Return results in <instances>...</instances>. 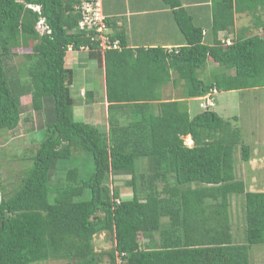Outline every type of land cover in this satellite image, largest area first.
Returning <instances> with one entry per match:
<instances>
[{"label": "trees", "instance_id": "16d2710c", "mask_svg": "<svg viewBox=\"0 0 264 264\" xmlns=\"http://www.w3.org/2000/svg\"><path fill=\"white\" fill-rule=\"evenodd\" d=\"M161 1L184 35L179 48H129L124 33L108 31L120 48L105 50L98 33L79 28L82 0H0V132L26 114L44 135L16 186L6 192L0 177V264H251V247L264 243V191L237 177L241 129L216 104L201 106L215 89L264 87V0H213L214 39L181 0ZM238 13L262 30L236 29ZM71 49L104 69V129L74 119ZM211 61L218 67L209 76ZM168 84L181 88L179 99L166 95ZM189 98L204 110L192 116ZM242 148L249 160L250 146ZM75 152L93 158V172L74 166L59 177V163ZM235 194L245 198L244 243L231 220ZM104 232L114 241L106 252L95 245Z\"/></svg>", "mask_w": 264, "mask_h": 264}, {"label": "rangeland", "instance_id": "374dc122", "mask_svg": "<svg viewBox=\"0 0 264 264\" xmlns=\"http://www.w3.org/2000/svg\"><path fill=\"white\" fill-rule=\"evenodd\" d=\"M40 29L41 31L43 30L41 26ZM27 51H31V47L23 51L19 49L16 52L22 54V52ZM72 53H75V56L79 58L78 61L71 58V62L68 61V65L74 69V83L72 86V96L76 99L74 119L94 124L104 129L108 124V112L104 106V72L97 61L90 58L86 51L75 50ZM22 59L23 56L20 55L14 61L15 63H21ZM210 66H217V63L209 62L206 73H208ZM82 86L94 89L95 101L86 102L84 97L80 96ZM215 96L216 105L213 109L221 114L225 120H229L234 126H238L242 132L241 144L237 145L234 150L237 177L246 182L248 190L264 191V87L242 91L234 90L232 92L216 90ZM22 100L24 103H29L30 97H23ZM193 104L197 112L204 110L199 107V102L195 101ZM25 117L26 114H23L20 123L14 130L3 129L0 132V177L6 186V192L19 183L22 172L32 163L28 156L35 154L44 138L43 131H39L37 135L36 131L30 130V121ZM235 117L238 118L235 119ZM190 138V136H186L185 140L186 143L192 145L193 141ZM244 144L250 146L251 155L249 160L243 158L242 146ZM16 153L18 155L15 157L14 154ZM74 166L80 169L84 177H88L94 170L93 158L87 154L75 152L72 159L61 160L57 171L58 176L61 177L66 168ZM125 195L130 196L131 193ZM1 198L0 193V200ZM244 199V194L232 195L231 220L235 241L238 243L246 242ZM113 244V238L108 232L97 234L95 237V245L99 251L106 252L111 249ZM250 262L251 264H264V243L254 244L251 247ZM61 263L59 260H49L34 264Z\"/></svg>", "mask_w": 264, "mask_h": 264}, {"label": "crops", "instance_id": "0c3cea01", "mask_svg": "<svg viewBox=\"0 0 264 264\" xmlns=\"http://www.w3.org/2000/svg\"><path fill=\"white\" fill-rule=\"evenodd\" d=\"M181 1L182 6L193 17L195 22L203 27L204 33L210 39H214V34L211 29L213 0ZM102 2L104 13L110 21L108 31L110 33L114 31L124 33L129 48L163 47L165 49H175L185 45L184 35L174 20L172 9L165 6L161 0H102ZM261 13L262 19H264V10H261ZM252 19L253 17L248 13H238L236 15V29H241L243 26H250V29L246 32L247 35L259 33L262 28L254 27ZM220 35L222 36L224 33ZM69 51L71 53L69 52L70 55L67 56V61L71 62L70 58L78 61L79 58L75 56V53H72L75 50L71 49ZM84 51L87 52V50ZM217 67L210 66L207 74L210 76L212 68ZM101 69L104 72L103 67ZM103 87L105 95L104 106L108 110L105 74ZM179 88L175 89L172 84H168L165 87V93L166 95H171L173 99H179L181 95L179 92L181 88ZM80 96L84 97L86 102L95 101L94 89H89L87 86L81 87ZM186 101L191 115L193 116L198 113L193 103L195 101L199 102L200 107V98H189ZM187 136L189 137L190 135ZM126 194H128V191Z\"/></svg>", "mask_w": 264, "mask_h": 264}, {"label": "built area", "instance_id": "2783aa9c", "mask_svg": "<svg viewBox=\"0 0 264 264\" xmlns=\"http://www.w3.org/2000/svg\"><path fill=\"white\" fill-rule=\"evenodd\" d=\"M77 9L81 12L82 18L79 22V28L84 31H94L98 33V38L101 40V46L103 49L108 48H120L119 42L114 41L111 42L108 33V26L106 23V15L103 9L102 0H82L80 5L77 6ZM43 28L42 31L45 30V26L43 25V21L39 23V30ZM41 31V32H42ZM217 89L213 90L205 97L202 98L201 106L204 108H210V106H214V95ZM118 264H123L122 260L118 259Z\"/></svg>", "mask_w": 264, "mask_h": 264}, {"label": "clouds", "instance_id": "9594fccd", "mask_svg": "<svg viewBox=\"0 0 264 264\" xmlns=\"http://www.w3.org/2000/svg\"><path fill=\"white\" fill-rule=\"evenodd\" d=\"M41 21H43V20H41ZM40 23V22H39ZM43 25H44V22H43Z\"/></svg>", "mask_w": 264, "mask_h": 264}, {"label": "bare ground", "instance_id": "6f19581e", "mask_svg": "<svg viewBox=\"0 0 264 264\" xmlns=\"http://www.w3.org/2000/svg\"><path fill=\"white\" fill-rule=\"evenodd\" d=\"M190 139L192 140V138H190ZM190 139H189V140H190ZM188 144H189V143H188Z\"/></svg>", "mask_w": 264, "mask_h": 264}]
</instances>
